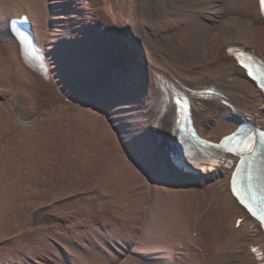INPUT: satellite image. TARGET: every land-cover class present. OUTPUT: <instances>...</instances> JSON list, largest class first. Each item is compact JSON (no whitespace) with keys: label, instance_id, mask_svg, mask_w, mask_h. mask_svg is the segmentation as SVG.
I'll use <instances>...</instances> for the list:
<instances>
[{"label":"bare ground","instance_id":"1","mask_svg":"<svg viewBox=\"0 0 264 264\" xmlns=\"http://www.w3.org/2000/svg\"><path fill=\"white\" fill-rule=\"evenodd\" d=\"M22 18L16 31L31 29L32 42L11 29ZM0 42L19 73L9 86L0 60V128L18 113L72 108L101 120L131 159L124 191H93L57 215L72 242L21 244L0 264H264V232L232 195L229 164L198 174L183 165L198 140L264 125V95L238 64L264 60L259 0H0ZM184 98L194 127L180 135L174 101ZM130 199L144 227L133 234ZM206 220L220 226L204 239Z\"/></svg>","mask_w":264,"mask_h":264},{"label":"rangeland","instance_id":"2","mask_svg":"<svg viewBox=\"0 0 264 264\" xmlns=\"http://www.w3.org/2000/svg\"><path fill=\"white\" fill-rule=\"evenodd\" d=\"M7 48V43L0 42V60L6 62L8 74L6 81L14 87L19 82V73L12 60H5ZM59 110L21 112L23 116L18 113L8 127L0 128L1 260L12 261V256L22 249L21 244L53 239L72 242V235L66 232L59 215L84 205L93 191L112 196L124 191L120 169L131 159L123 153L114 134L105 132L101 120L92 123L85 114L72 108ZM130 200L122 208L133 218L132 225L127 227L133 234V228L144 231V227L134 200ZM206 212L203 217L214 219L212 210ZM215 223L220 226L206 220L204 239ZM80 233L82 230L78 228L73 236Z\"/></svg>","mask_w":264,"mask_h":264},{"label":"snow or ice","instance_id":"3","mask_svg":"<svg viewBox=\"0 0 264 264\" xmlns=\"http://www.w3.org/2000/svg\"><path fill=\"white\" fill-rule=\"evenodd\" d=\"M262 2H264V0H262ZM249 75H251V72H249ZM142 151L145 152L146 157L149 156V149L147 148V146H142ZM241 203H244L243 199H241ZM246 206H248V205H246ZM249 210H250V211L252 210V209L250 208V206H249ZM253 214H255V213H253ZM261 219L264 220V216H262ZM254 251H255V250H254Z\"/></svg>","mask_w":264,"mask_h":264}]
</instances>
